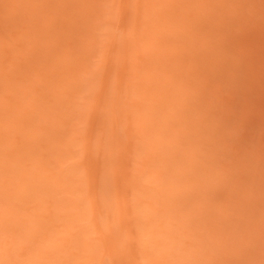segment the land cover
Returning <instances> with one entry per match:
<instances>
[{
	"label": "rangeland",
	"instance_id": "374dc122",
	"mask_svg": "<svg viewBox=\"0 0 264 264\" xmlns=\"http://www.w3.org/2000/svg\"><path fill=\"white\" fill-rule=\"evenodd\" d=\"M0 264H264V0H0Z\"/></svg>",
	"mask_w": 264,
	"mask_h": 264
}]
</instances>
